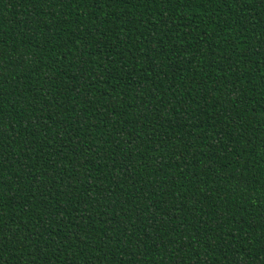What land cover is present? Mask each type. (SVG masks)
Returning a JSON list of instances; mask_svg holds the SVG:
<instances>
[{
	"label": "trees",
	"instance_id": "trees-1",
	"mask_svg": "<svg viewBox=\"0 0 264 264\" xmlns=\"http://www.w3.org/2000/svg\"><path fill=\"white\" fill-rule=\"evenodd\" d=\"M0 264H264V0H0Z\"/></svg>",
	"mask_w": 264,
	"mask_h": 264
}]
</instances>
